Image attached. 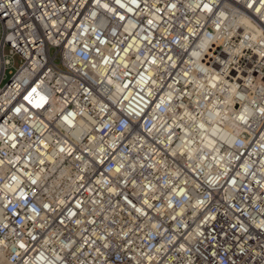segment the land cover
<instances>
[{
    "label": "built area",
    "instance_id": "built-area-1",
    "mask_svg": "<svg viewBox=\"0 0 264 264\" xmlns=\"http://www.w3.org/2000/svg\"><path fill=\"white\" fill-rule=\"evenodd\" d=\"M0 264H264V0H0Z\"/></svg>",
    "mask_w": 264,
    "mask_h": 264
},
{
    "label": "rangeland",
    "instance_id": "rangeland-1",
    "mask_svg": "<svg viewBox=\"0 0 264 264\" xmlns=\"http://www.w3.org/2000/svg\"><path fill=\"white\" fill-rule=\"evenodd\" d=\"M19 64H20V60L17 58V59H16V62H15L16 67H18Z\"/></svg>",
    "mask_w": 264,
    "mask_h": 264
}]
</instances>
